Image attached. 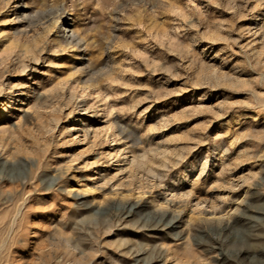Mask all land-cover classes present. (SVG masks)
Segmentation results:
<instances>
[{"label":"rangeland","instance_id":"1","mask_svg":"<svg viewBox=\"0 0 264 264\" xmlns=\"http://www.w3.org/2000/svg\"><path fill=\"white\" fill-rule=\"evenodd\" d=\"M16 2L0 264H264V0Z\"/></svg>","mask_w":264,"mask_h":264},{"label":"bare ground","instance_id":"2","mask_svg":"<svg viewBox=\"0 0 264 264\" xmlns=\"http://www.w3.org/2000/svg\"><path fill=\"white\" fill-rule=\"evenodd\" d=\"M9 2V1H8ZM16 4H18L19 5V7H21V6H26V2H25V0H20V2H16ZM13 6V5H12ZM11 7V6H10ZM19 7L17 8V6H15V9H14V11L16 12V11H19ZM14 13V12H13ZM21 16L23 17V16H26V13L23 11L22 13H21ZM68 16H71V15H68ZM67 17V15H65V13L64 12H61L58 16H57V20L53 23L54 25H53V27L54 26H56L59 22H62V23H64L65 22V18ZM71 18L72 19H70L69 21H74V17L73 16H71ZM63 31H65V34H63V37H64V41L66 42V43H68L69 45H76V46H78V43H75L76 42V38L78 37V34L76 33V31H74L73 29H70V27H69V24H66L65 25V28L62 30V33H63ZM73 43H75V44H73ZM73 47V46H72ZM79 47V46H78ZM79 106H82L83 108H82V110H84V111H86L87 110V106L85 105V104H83V105H79ZM79 122H83V119H79ZM6 153V152H5ZM1 159V158H0ZM5 159V158H4ZM15 162V161H14ZM24 162V161H23ZM22 162V163H23ZM12 163V162H11ZM27 164V163H26ZM2 166H3V168L4 167H6L7 166V162L5 161L4 163H2ZM205 166V165H204ZM0 173H2V170H0ZM0 183H2V179L0 178ZM10 183V182H9ZM7 184V183H6ZM128 204V203H127ZM128 206V205H127ZM140 205L139 204H136L134 207V209L136 210L137 208H140L139 207ZM174 206V205H173ZM237 206V205H236ZM20 207V206H19ZM175 208V207H174ZM17 209H18V207H17ZM19 210V209H18ZM22 210V209H21ZM133 210V209H132ZM167 211H165V212H163L162 213V215H161V220H164V219H166L167 218V216H168V214L170 213V212H174V213H176V215L175 216H173L172 217V219L167 223V226L170 228V230H176L178 227H179V224L181 223V220H182V215H181V213L180 212H177L175 209H166ZM169 210V211H168ZM99 211V210H98ZM100 212V211H99ZM178 213V214H177ZM2 216V215H1ZM5 216H7V215H5ZM16 216V215H15ZM229 216V215H228ZM129 217V216H128ZM216 217V216H215ZM12 227V226H11ZM167 227V228H168ZM169 228H168V230H169ZM12 229V228H11ZM156 230V229H155ZM228 230V229H227ZM8 231V230H7ZM11 231V230H10ZM165 231V230H164ZM202 232V231H201ZM164 235H165V233H164ZM176 236V235H175ZM5 241V240H4ZM66 241H68V240H66ZM7 243V242H6ZM5 243V244H6ZM70 243V242H69ZM68 243V244H69ZM3 244V243H2ZM5 244H3L4 246H5ZM2 245H0V247H1ZM3 246V247H4ZM3 249V248H2ZM1 248H0V251L2 250ZM256 257V256H255Z\"/></svg>","mask_w":264,"mask_h":264}]
</instances>
